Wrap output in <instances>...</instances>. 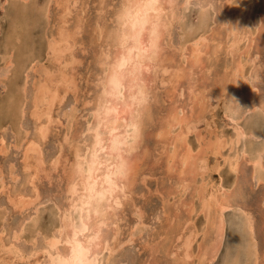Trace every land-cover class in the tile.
Returning <instances> with one entry per match:
<instances>
[{"label": "rangeland", "instance_id": "374dc122", "mask_svg": "<svg viewBox=\"0 0 264 264\" xmlns=\"http://www.w3.org/2000/svg\"><path fill=\"white\" fill-rule=\"evenodd\" d=\"M120 1L28 0L27 3L23 4L21 0H12L10 3L8 0H5V3L4 0H0V107L4 106L0 110V136L2 137H0V151L4 148L0 152V264H36L38 262L45 264L46 254L42 252L45 245L44 235L53 233L51 231H54L59 224L60 212L67 205V193L65 191L67 168L75 160L74 153L76 150L78 153L80 152L79 154L86 153V145L90 139L85 124L88 125L93 121V99L99 89V80L97 77H100L102 72V67L98 64L99 58L102 51H108L107 49H109L112 52L114 49L112 47V35L108 33L117 27L115 12L119 7ZM210 1L208 13L211 20L209 25L205 27L204 34L207 35V38L203 42V47L201 46L203 52L201 51L200 53V61L196 64H191L189 58L190 41L183 42L186 36L183 33L181 25H191L189 29L188 27L186 29L192 32L197 21L199 10V7H194L193 5L197 3L200 5L205 4L207 0H187V2L185 1L186 5H182L183 0H176V3L179 5L177 11L182 13L183 20L172 21L171 28L167 30L168 32L165 31L162 33V37L160 36L162 39L160 38L159 43L163 49L160 52V56L156 58L158 65L155 67V70L152 68V65L148 69L149 71L143 69V76L148 81L144 80V84L147 87V91H150L147 94L149 98L147 100L148 104L146 103L144 106L147 109L141 111V127L143 126V128L140 130L138 146L131 153V164H133V168L130 171L131 174L129 173L130 182L126 191L127 195L124 197L125 199L122 204L114 210L115 212L113 211L114 215H112L113 217L111 219L113 221L117 219V221L109 225L112 228L116 226L118 228L117 239H114V241L112 239V243H115V241L120 242L121 240V244L111 255L108 254V251H104L102 264H201L202 250L206 248L209 251L210 246L216 240L213 238L215 237V230L212 227L213 225L207 221L205 217L206 213L198 211L200 210V201L195 196L196 192L194 188H197L202 182H205L206 187L208 186L205 192H209L210 190L214 191V188L221 186L226 195L228 191L230 194H234L233 196L237 194L238 196L236 195L234 199L233 197L231 198L232 195H228V198L233 199L234 203L238 202L244 207H247L251 214L254 213L253 225L257 248L258 251L262 249L258 252L260 254L258 257L260 258H258V263L256 264H264V203L261 202V199L264 197V183L254 184L250 163L243 159L239 163L236 174L230 172L227 163H224L222 157L223 155H231V147L228 145L221 150L220 155L213 156L212 147H209L207 142L209 138H214V135L229 140L234 133V124H232L234 122L230 116L233 115L231 117L235 119V117L239 118L240 115L242 120L245 110L250 108L249 106H253V104H260L263 107H260L254 113H248L246 115L247 119L244 121L251 127H255L257 131L262 130V127L259 125L264 123V85L261 86V84H264V0H244L245 3L248 2L247 4L250 1L251 5L253 4V9L256 12L254 19L257 18L255 22L259 27V29H256L255 26L252 27L255 30L251 35L253 38L252 41L248 39L246 42L243 41L240 43L242 48L244 47L243 49L246 50V48H249L247 54L249 57H254L255 61L258 62V66L254 61L245 66V76L249 80L251 79L249 76H251L254 70L252 68L255 67L259 72L258 81L261 84L255 81L256 84H254L257 90L255 93L256 96L252 97V99L248 95L251 87L250 83L240 82L236 84L233 81L234 79L230 77V74L225 73L228 72L225 65L231 62L230 56L225 55L226 45L223 42L224 40H222V28L224 25L221 20L225 17L224 12L226 10L223 9V5L226 0ZM233 1L239 2V0ZM10 21H18L17 31L21 36L19 43H23V41L24 43L16 44L15 46H18L12 49L9 54L13 55L14 59H19L18 57L23 56L20 51L23 52L25 50L24 52L27 53L26 57H28L27 59L26 57L24 58V67L19 65V71L16 70L17 73L11 75V77L10 73L4 76L5 72L3 70L5 68L3 67L7 65L4 66L6 61L3 59L4 45L2 42L6 31L5 29ZM61 26L64 28L67 27L66 29L69 32H71V29L74 31V45L68 49L69 52L66 50L61 53L60 60H55V62H58L57 64V62L54 63L53 60H50L47 43L48 38L52 34H55ZM221 40L222 42H220ZM216 42L220 43L217 44ZM28 53L30 55L34 54V56H30ZM70 53L75 57L73 63L67 66L66 62L64 64V59L66 60ZM202 53L203 55H201ZM159 60H162L159 62L161 64L158 63ZM61 63L66 65L68 73L71 72L72 75L70 78H72L71 81L74 83V88L67 90L61 100H56L58 103L55 102L52 113V117L55 119L51 117L47 134H45L44 138L40 139L36 133L37 120L31 115V111L33 110V87L35 86V82L41 79L39 77L41 73L40 68L57 71V69L61 68ZM157 67L160 69H157ZM222 73L224 74L223 76ZM225 74L227 75L226 78ZM53 75L55 78L54 72ZM161 77L164 78L161 79ZM224 79L225 82L223 81ZM221 87L226 93L220 90ZM217 89L220 91H217ZM215 91L219 92V94L217 95ZM212 94L215 96L212 97ZM10 95L12 96L10 97ZM217 96L219 97L217 98ZM229 97H231V101ZM199 103L204 106L199 105ZM200 107L204 111L201 112ZM231 107L233 108V112L230 111ZM13 109L15 113H13ZM175 109L187 120L182 121V126L181 122H172L170 118V115L172 116V112ZM257 112L258 116H256ZM4 114H6V117ZM16 114L19 118H16ZM7 116L9 117L7 118ZM197 117L198 120H196ZM142 119L145 121V124L142 122ZM205 121L208 123L206 124ZM187 125L189 127L188 129H186ZM182 135H184L183 138ZM173 137L175 138L172 140ZM29 140L38 141V149L41 155L39 158L42 160L37 163L39 167L38 173L34 177L31 176L34 171L33 165L28 168L24 166V145L30 142ZM176 140L177 142H174ZM188 145H191V149L189 150L192 156L201 155V151L209 153L205 154L202 152L206 157L208 167L210 166L208 168L210 170L209 172L208 170H204V173H207L206 175L204 173L199 174L198 170L197 174L188 171L186 173L184 171L185 167L182 168V165H180L181 158H178L188 149ZM202 148H205V150ZM217 157L220 158L218 159ZM169 159L173 161L171 160V162ZM214 160L218 162L216 163ZM52 162H56L54 164L55 167H53ZM212 168H215L214 170L216 172ZM190 173L193 175H189ZM233 175H236V178ZM213 183L216 185L214 186ZM34 185L38 193V197L36 198H34ZM226 187L230 189L227 190ZM250 187L254 188L251 190ZM243 194L244 196L241 197ZM9 195L15 198L19 196L23 197L24 199H22L26 201L23 209L22 207H14L9 200ZM27 201L30 202L27 203ZM193 205L195 212L193 210L192 213L190 211ZM214 207L216 208V206ZM214 207L210 208V217H215L213 216L215 215L213 213ZM227 210L226 212L224 211L225 231L223 230V240L216 251L214 259L209 264H224V259L228 251H235L237 243L241 240L240 228H238L239 225L235 221L236 211L234 213L229 211L230 209ZM75 215L77 216V213ZM20 227L25 228V232L23 231L17 234V231L21 229ZM194 228L198 230V233L194 236L190 245V253L193 256L190 255L186 258L181 242L185 238V235L188 236ZM105 230L107 232L109 231L108 228ZM130 232L134 235L132 233L130 234ZM14 233L16 234V238ZM200 240L203 242H200ZM208 245L210 246L208 247ZM8 246L15 247L20 258L12 256L8 250ZM57 246L62 247L63 244L60 242ZM262 254L263 256H261Z\"/></svg>", "mask_w": 264, "mask_h": 264}, {"label": "bare ground", "instance_id": "6f19581e", "mask_svg": "<svg viewBox=\"0 0 264 264\" xmlns=\"http://www.w3.org/2000/svg\"><path fill=\"white\" fill-rule=\"evenodd\" d=\"M21 1L23 2V4H25V3H27L28 0H21ZM185 1L187 2V0H183L182 5L183 4L186 5ZM8 2L10 3V2H12V0L11 1L8 0ZM4 3H5V0H4ZM210 3H211V1L207 0V3L201 4V6L199 7L198 14H197V21H196V24H195L192 32H190L188 30L191 25L190 26L188 24H184L183 26L181 25V27L183 29V33L186 36V37L184 36L185 38L183 39V42L190 41V46H189L190 57L189 58L191 60L192 65L196 64L200 61L199 60L200 53H201V51L203 52V50L201 49V46L203 47V42L207 38L206 37L207 35L204 34V32L206 30L205 27H207L209 25L210 20H211L210 15L208 13V9H209L208 5ZM247 3H245L244 0H239V2H234L233 0H226L225 4L223 5V9L226 10L224 12L225 17L221 21H222V24L224 25V26L222 25L224 28V31L222 28V32H223V35H222L223 39L222 40H224L223 42H225L224 44L226 45V54L225 55L230 56V58H231V62L228 63L227 65H225V68L228 71L225 73H229L230 77H232V79H234L233 81H235L236 84L237 83L239 84L240 82L250 83L251 87L249 89L250 92L248 91V95H249V98L252 99V97L256 96L255 93H256L257 88L255 87V84H256L255 81L257 82L259 80V77H258L259 72L255 67L252 68V69H254L253 70L254 72L252 71L251 76H249V77H251V79L249 80L245 76V66H246V64L251 63L253 61L258 66V62L255 61L254 57H249V55L247 54V52L249 51L248 50L249 48L245 47L246 50L243 49L244 47L242 48V45H240V43L243 41L246 42V40H248V39L250 41H252L253 38L251 35L255 31L254 29H252V27L255 26L256 29H259V27L256 25L257 23L255 22V20L257 18L254 19L256 12L253 9V6H252L253 4L251 5V1L249 4H247ZM120 4H121V1H120ZM120 4H119V6H120ZM38 6H40V5H38ZM34 7H36V6H34ZM17 8H18V6H17ZM22 8H23V5H22ZM177 8L171 10L170 14L168 16H166V19L168 20L167 30H168V28H171L170 25L172 24V21H179L181 19L183 20V15L181 12L177 11ZM118 10H119V7L116 9V12H115V20L117 22V27L115 30L108 33L109 35H112V40H113L112 47L114 49L112 52H110L109 49H107L108 51L104 50V51H102V54H100L101 56L99 55L100 58H99L98 64L101 65L102 72H101L100 77H97V79L99 80V83H98L99 89H98V92L95 93L96 95L94 96V99H93V101H94V104L92 106L93 121L91 123H89L87 121L89 124L88 125L85 124L86 125V131H88L89 137H90L89 142L85 141V142H87L86 153L84 154V152H83V154H79L80 152L78 153L77 150L76 151L74 150L75 151V153H74L75 160L74 161L72 160L73 162L67 168V171H66V177H67L66 181L67 182L65 185L66 186L65 191L67 193V205H65V207L63 206L64 208H63L62 212H60L61 215L59 217L60 218L59 224L57 223L58 225H57L56 229L54 231L53 230L51 231L53 233L50 235H44L45 245H44V248L42 249V252H44L46 254V256H45L46 260L44 262L45 264H85L84 258H86L88 256L89 251H92V260L88 261V264H102V255H103L104 251H108L109 252L108 254L111 255V253L115 252L116 248L121 244V240H120V242L115 241V243H112V241H111L112 239H113V241H114V239H117L118 228H117V226L112 228L109 225H112L117 221L116 218H115L116 221H113L111 219L113 217L112 215H114V212H115L114 210L119 205L122 204L123 200L125 199L124 197L127 195L126 191L129 187V182H130L129 181V179H130L129 175L131 174L130 171L133 168V164H131V153L133 150H136V148L138 146V142L140 141V130H141V128H143V126L141 127V111H143V109L146 110L147 108L143 107L141 109L138 107V105L142 102H145L146 96H147L148 92H150L149 90L147 91V87L144 84V82H145L144 80H146V79H145V76H143V69L148 70V69H150V67L152 65V68L155 70V67L158 65L156 58L158 56H160V52L163 48H161V44L159 43L160 38L162 37L161 36L162 33L160 35L159 34L149 35L147 33L146 29L144 28L143 24H139V26H138V22L135 20L123 21L122 18L117 15ZM26 11H27V9H26ZM23 13H24V11H23ZM26 15H28V14H26ZM23 17H25V16H23ZM17 23H18V21L17 22L16 21L15 22L10 21V23H8V25L5 29L6 31H5L4 39L2 41L3 45H4L3 59L6 61L4 66L7 65L6 67H3V68H5L3 70L5 72L4 76H7L9 73H10V77H11V75H15V73H17L16 70L19 71V65L20 66L24 65L23 64V63H25L24 58L27 55V53L24 52L25 51L24 49H23L24 53L22 51H20L23 56L20 55L22 57H18L19 59H17V58L14 59V56L9 54L10 51H12V49H15V47H17L19 44L24 43V41H23V43L22 42L19 43L21 41V39H20L21 36H20L19 32L17 31V27H18ZM220 25H221V23H220ZM187 27H188V29H186ZM66 28L61 26L60 28H58V30L55 34H52L51 37L48 38L47 49H48V52L50 53V58H51L50 60H53L54 63H56L57 61L60 60L59 58H61L62 52L66 51V50L68 51V49L72 48L74 45L73 44V42H74V39H73L74 31H72V29H71V32H69V30ZM192 33L197 34V35H193ZM222 40L220 42H222ZM220 42H218V43H220ZM16 44H18V45L15 46ZM157 44H158L159 50H157ZM27 46H28V44H27ZM182 48H184V47H182ZM27 49H29V47H27ZM149 53H151V55H149ZM15 54H16V52H15ZM17 54H18V52H17ZM71 54L72 53H70L69 56L65 55V56H67V59L66 60L64 59V64L66 62L67 66H68V64H72L74 61L75 56L73 57ZM201 55H203V53ZM30 56H34V54H31ZM65 56H63V57H65ZM255 57H256V55H255ZM27 58L28 57H26V59ZM37 60H38V58H37ZM55 60H57V61L55 62ZM161 61L159 60L158 63ZM224 63H225V61H224ZM57 64H58V62H57ZM64 64H62L61 68L57 69V71H52L48 68H46V69L40 68L41 73H40L39 77L41 79H39L37 82H35V86L33 87L34 88V91H33L34 93L32 95L33 110L31 111V115H33L35 117V119L37 120V124L35 123L37 126V128H36L37 132L36 133L40 139L44 138L45 134H47L48 127H49L48 125L51 122V117H52V113L54 110V104H55L56 100H61L62 97L67 92V90L74 88V83L71 81L72 78H70L72 74H71V72L68 73V71L66 70V65H64ZM159 64H161V63H159ZM25 65H27V64H25ZM185 67H187V66H185ZM158 68L159 67H157V69ZM179 68H181V67L179 66ZM163 69H165V68H163ZM53 72L56 76L55 78H54ZM223 75L224 74L222 73V76ZM226 76L227 75L225 74V78H226ZM162 78H164V77H161V79ZM223 81L225 82V79ZM146 85H147V83H146ZM219 85H220V83H219ZM59 86H61V87H59ZM58 87L61 88V90H59ZM222 87L220 90H223ZM150 90H152V88H150ZM220 90L217 89V91H220ZM217 91H215V92H217ZM223 91H224V93H226L225 90H223ZM218 94H219V92H217V95ZM11 96L12 95H10V97ZM214 96L215 95H213L212 97H214ZM138 97L140 99H138ZM218 97L219 96H217V98ZM230 98L231 97H229V99ZM147 100H149V98ZM230 101H231V99H230ZM84 102H87V101H84ZM56 103H58V101ZM149 104H150V102H149ZM207 104H209V103L207 102ZM199 105L204 106L203 104H200V103H199ZM14 106H15V104H14ZM2 107H4V106H1L0 110H2ZM16 107H18V106H16ZM249 107L250 108L246 109L245 112L243 113L242 120H241L240 115H239V118L235 117V119H234L233 117H231L233 115L230 114L231 115L230 118L234 122V123H232V124H234V126H233L234 133L229 140H226L225 138L222 139L220 136L214 135L213 136L214 138H209V141H207V142L209 144L208 146L212 147V155L213 156H216L218 154L220 155L221 150L223 148H225L226 146L229 145L231 147L230 148V151L232 152L231 155H227V156L223 155V157L221 155V157L224 160V163H227V166H228V169L230 172H233L236 174V172L238 171V168H239V163L242 159L244 161L250 163L251 171H252V178L254 179V184L257 185L260 183H264V165H263L264 123L259 125L260 127H262V130L260 129V131H257V130H255V127H251L244 120L247 119L246 115L248 113H250V112L254 113L255 111L259 110L260 107H263V106H261L260 104L259 105L253 104V106H249ZM232 109L233 108L231 107V109H230L231 112H233ZM200 110H201V107H200ZM228 110H229V108H228ZM13 111H14V109H13ZM202 111H204V110H201V112ZM11 112H12V110H11ZM13 113H15V111ZM4 116L6 117V114H4ZM256 116H258V112H257ZM8 117L9 116H7V118ZM17 117L18 116L16 114V118ZM251 117H253V116H251ZM52 118L55 119L54 117H52ZM170 118H171L172 122L173 121L175 123L181 122V126H182V121H187V120H185V118H183L182 115L179 114V111L176 109L174 112H172V116L170 115ZM1 119L3 120V118H1ZM7 120H9V119H7ZM196 120H198V117L196 118ZM11 121H12V119H11ZM142 122L144 123L145 121L142 119ZM193 122H194V119H193ZM205 123L207 124L208 122L205 121ZM193 125H194V123H193ZM183 127H184V125H183ZM188 128L189 127L187 125L186 129H188ZM189 131H190V129H189ZM170 132H168V133L170 134ZM159 133H161V132H159ZM213 133H214V130H213ZM37 135H36V137H37ZM183 137H184V135H182V138ZM174 138L175 137H173L172 140ZM34 139H36V138H34ZM64 139H65V137H64ZM1 141L4 142L2 139H1ZM29 141L30 142H28L26 145H24L25 146L24 147V153H23L24 166L26 168H28L31 165H33L34 171H33V174H31V176L34 177L35 174L38 173L37 171H38L39 167L37 166V163L39 161H42V160H41V158H39V157H41V155H40V150L38 149V146H39L37 143L38 141L37 142H36V140L35 141L29 140ZM174 142H177V140ZM204 144H206V143H204ZM190 146L188 147V149L186 151H184V152L181 151V152H183L181 157L178 155L179 156L178 159L181 158V160H180L181 164L180 165H182V168L185 167L184 171L186 173H187V171L191 172L193 174H197L198 171H199V174L204 173V170H208V168L210 166L208 167V165H207L208 163H207L206 157L204 154H202L203 151H201V155L192 156V155H190V150H189V149H191ZM204 146H206V145H204ZM202 149L205 150V148H202ZM3 150H4V148L1 149V151H3ZM163 150H165V149H163ZM192 151H194V150H192ZM176 152L178 153L177 150H176ZM203 153L206 154L207 152L205 151ZM207 154H209V153H207ZM176 156H177V154H176ZM176 156L174 155V157H176ZM167 159H168V157H167ZM174 159H176V158H174ZM55 163L56 162H52L53 167H55V165H54ZM210 165H212V163H210ZM168 169H169V167H168ZM209 171L210 170H208V172ZM214 171L216 172V170H214ZM44 173H45V171H44ZM191 173L189 175H191ZM181 174H183L184 176H187L184 173H181ZM204 174L206 175L207 173H204ZM210 174H211V172H210ZM233 176L236 178V175H233ZM199 177H200V175H199ZM186 179H185V181H186ZM182 180H184V179H182ZM195 181H196V178H195ZM210 181H212V180H210ZM187 182H188V180H187ZM196 184H198V183H196ZM207 184H208V182H207ZM176 185H178V184H176ZM213 185L215 186L216 184L213 183ZM238 185H240V184H238ZM184 186H183V188H184ZM179 187H180V185H179ZM207 187L205 186V182H202V184L198 185L197 188L195 187L196 189L194 188V191L196 192L195 196H197L198 197L197 199H199L198 201H200V206H199L200 210H198V211L199 212L202 211V212L206 213L205 217H206L207 221L210 222L211 225H213L212 227L215 230V237H213V238H215L216 240L213 239L214 244H212V246L208 245V247L210 246L209 251H207L206 248H204L205 250H202L203 252L201 255L202 256L201 257L202 258L201 264H209L214 259L219 245H221V241L223 240L222 238L224 235L223 230H224V226H225L224 211L226 212L227 209H230L229 211H232L234 213L236 211L235 221H236V224L239 225L238 228H240L241 240L237 243V247H236L235 251H233V252L228 251V253L226 254V257L224 259V264H256V263H258L257 260H258V258H260V257H258V255L260 256V254L258 252H260V250H262V249H260L258 251V248H257V241H256V237H255L256 235L254 234V225H253V220H254L253 214L254 213L251 214V212L247 209V207H244L242 204H239L238 202H235V203L233 202V199L237 194L235 196H233L234 194H230V192L228 191V194L226 195L221 186H219V188H214V191L210 190L209 192H205ZM209 187H210V185H209ZM33 188H34V198H36V197H38L36 186L34 185ZM211 188H213V187H211ZM250 188L252 190V188H254V187H250ZM228 189H230V188H227V190ZM181 191H182V188H181ZM236 191H238V190H236ZM228 195H232L231 198L233 197V199H229ZM195 196H194V198H196ZM242 196H244V194L241 195V197ZM9 197H10V195H9ZM22 198L23 197H21V196H19L17 198L10 197L9 200L11 201V203L13 204L14 207H22V209H23V206H25L26 201H24L23 200L24 198L23 199ZM197 199H196V202H197ZM29 200L31 201V199H29ZM30 201H27V203H29ZM261 202L264 203V197H263V199H261ZM187 203H188V201H187ZM214 206H216V208ZM199 207H198V209H199ZM211 207L215 208V209H213L214 211L212 210L213 213L215 214V215H213V214L212 215L215 217L209 216V214L211 213V209H210ZM193 210H194V205H193L190 212L193 213ZM196 210H197V208H196ZM194 212H195V210H194ZM76 213H77V216L75 215ZM189 223H191V222H189ZM106 228H108V230H109L108 232H107V230H105ZM24 229L23 228L19 229L17 231V234L22 233L24 231ZM28 229H29V227H28ZM111 229H112V232L110 233ZM255 231H256V229H255ZM132 232H130V234ZM108 233H110V234H108ZM197 233H198V230H195V228H194V230L190 231L188 236L185 235V238L181 242V245L184 247L183 251H184V256L186 258L189 257L190 255H192L190 253V245L192 243V240L194 239V236H196ZM19 236H21V235H19ZM15 238H16V234H15ZM209 239H210V237H209ZM35 241H36V239H35ZM122 241H124V240H122ZM127 241H129V240H127ZM173 241H174V239H173ZM60 242L63 244L62 247L57 246V244H59ZM200 242H203V241L200 240ZM86 243H90L91 248L86 247L85 246ZM9 246H8V250L11 252L12 256H15V257L17 256L18 258H20L19 253L16 250V248L15 247L14 248L9 247ZM205 246H206V244H205ZM195 256H196V253H195ZM261 256H263V254ZM179 258H180V256H179ZM1 259H3V258H1ZM25 264H27V263H25ZM36 264H41V263L38 262Z\"/></svg>", "mask_w": 264, "mask_h": 264}, {"label": "clouds", "instance_id": "9594fccd", "mask_svg": "<svg viewBox=\"0 0 264 264\" xmlns=\"http://www.w3.org/2000/svg\"><path fill=\"white\" fill-rule=\"evenodd\" d=\"M179 5L176 0H121L117 15L122 18L123 21L135 20L139 24H143L149 35L161 34L167 30L168 20L166 16L170 14V11L177 8ZM194 7H200V4L193 5ZM157 50H159L157 44ZM151 55V53H149ZM256 83L261 84L259 81ZM264 85V84H261ZM138 99H140L138 97ZM148 97L146 96L145 102L138 105L139 108H143L147 103ZM86 247L91 248L90 243H86ZM92 260V251L84 258L85 264Z\"/></svg>", "mask_w": 264, "mask_h": 264}]
</instances>
